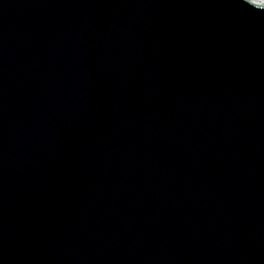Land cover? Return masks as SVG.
<instances>
[{
    "label": "water",
    "instance_id": "water-1",
    "mask_svg": "<svg viewBox=\"0 0 264 264\" xmlns=\"http://www.w3.org/2000/svg\"><path fill=\"white\" fill-rule=\"evenodd\" d=\"M0 264H264V4L0 0Z\"/></svg>",
    "mask_w": 264,
    "mask_h": 264
},
{
    "label": "bare ground",
    "instance_id": "bare-ground-1",
    "mask_svg": "<svg viewBox=\"0 0 264 264\" xmlns=\"http://www.w3.org/2000/svg\"><path fill=\"white\" fill-rule=\"evenodd\" d=\"M243 1L264 4V0H243Z\"/></svg>",
    "mask_w": 264,
    "mask_h": 264
}]
</instances>
